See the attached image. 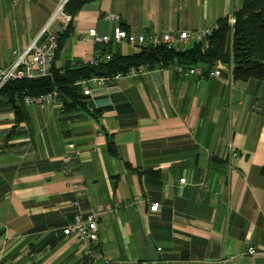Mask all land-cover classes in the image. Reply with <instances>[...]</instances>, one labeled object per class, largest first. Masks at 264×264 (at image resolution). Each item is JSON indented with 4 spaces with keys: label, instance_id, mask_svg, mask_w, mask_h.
Wrapping results in <instances>:
<instances>
[{
    "label": "crops",
    "instance_id": "0c3cea01",
    "mask_svg": "<svg viewBox=\"0 0 264 264\" xmlns=\"http://www.w3.org/2000/svg\"><path fill=\"white\" fill-rule=\"evenodd\" d=\"M59 2L0 0V67L38 37ZM241 4L89 1L72 17L67 35L59 21L50 26L63 34L51 67L98 54L101 44L91 40L89 28L107 34L119 24L135 35L201 30ZM110 45L121 54L139 49ZM234 49L231 66L249 60L239 32ZM197 67L219 75L145 67L92 83L85 106L67 111L59 101L22 103L15 115L1 102L0 264H88L79 240L62 234L75 211L72 200L84 211L114 205L98 220L96 264L104 258L117 261L110 264H264L261 252L246 253L249 246L264 250V81L233 79L229 57L225 64ZM84 85L75 91L82 95ZM71 142L74 150L67 147ZM68 152L63 173L60 157ZM181 177L187 183L180 187ZM134 196L141 203L127 204Z\"/></svg>",
    "mask_w": 264,
    "mask_h": 264
},
{
    "label": "trees",
    "instance_id": "16d2710c",
    "mask_svg": "<svg viewBox=\"0 0 264 264\" xmlns=\"http://www.w3.org/2000/svg\"><path fill=\"white\" fill-rule=\"evenodd\" d=\"M89 1L93 0H67L64 11L73 17L84 3ZM231 15L235 20L233 27L239 32V37L249 55L248 61L233 64L232 78L242 81L248 79L264 81V0H242L241 6L232 11ZM228 17L227 15L216 20L212 32L206 37V47L198 41L182 51L164 46L146 45L139 46L138 51L131 54H121L113 50L110 44H101L98 46L95 63L76 61L72 65L67 64L58 69L51 67L50 76L7 81L0 88V103H9L15 115H19L22 111L20 108L23 105V96H37L56 88L58 101L63 110L67 111L71 107L85 106L83 93L78 94L74 89L78 83L92 78L126 73L130 66L144 65L151 69L178 63L211 68L217 62L228 63L231 30ZM69 27L70 25H67L64 33L62 32L64 35H67ZM56 37L59 49L61 41L59 36ZM105 55H108V58H104ZM111 144L112 142L109 141V150L113 151Z\"/></svg>",
    "mask_w": 264,
    "mask_h": 264
},
{
    "label": "built area",
    "instance_id": "2783aa9c",
    "mask_svg": "<svg viewBox=\"0 0 264 264\" xmlns=\"http://www.w3.org/2000/svg\"><path fill=\"white\" fill-rule=\"evenodd\" d=\"M67 0H60L56 6V10L47 24L43 27L38 37L30 42L27 49L24 52L16 54L13 62L4 67H0V88L7 82L15 79H38L51 75V62L55 56L57 46L56 34L50 30V26L54 21H59L61 30H64L66 26L71 22L72 17L64 11V5ZM228 23L231 27L230 38L228 42V57L230 69L232 57L234 54V33L235 28L233 24L235 22L231 14L228 15ZM106 18L110 20H117V16L106 15ZM88 35L91 40L96 44H118L126 43L131 46H164L168 49H174L178 45L186 46L187 42H202L203 47L207 46L206 37L212 32V28L204 27L201 30H178V31H165L162 33H148V34H131L128 33L121 25L116 24L109 33L99 34L95 28L88 29ZM104 58H108L105 55ZM87 62L95 63L96 57H90ZM171 68L176 74L181 76H189L192 74L197 75L199 78L217 76L219 70H209L204 72L202 68L197 66H187L185 64H172ZM145 69L144 65L130 66L126 73H116L110 77H98L85 80L83 94L87 95L90 92L92 83L104 84L109 83L121 78L125 75H135ZM23 103L26 105H38L42 107L50 106L58 101V93L56 88H52L50 91L39 94L37 96L25 95L22 98ZM69 150H74V143H68ZM232 157L237 158L236 153L231 154ZM70 153H65L60 157L61 171L63 173L68 172V163L70 161ZM187 183L185 177L178 179V185L181 187ZM127 204H140L141 199L138 196L127 200ZM72 207L75 211L72 214V218L69 224L62 228V234L65 236H75L80 243V251L88 264H96V256L99 250V237H98V220L101 216L108 212H111L114 205L110 203H104L92 207L86 211L78 208L77 200L71 201ZM158 207L157 202L150 204V210H156ZM261 252L264 255V250L256 249L253 246L247 248L246 253L249 255ZM117 262L114 259L104 258V264H110Z\"/></svg>",
    "mask_w": 264,
    "mask_h": 264
},
{
    "label": "rangeland",
    "instance_id": "374dc122",
    "mask_svg": "<svg viewBox=\"0 0 264 264\" xmlns=\"http://www.w3.org/2000/svg\"><path fill=\"white\" fill-rule=\"evenodd\" d=\"M233 36H234V41H235V33H234V35H233Z\"/></svg>",
    "mask_w": 264,
    "mask_h": 264
}]
</instances>
